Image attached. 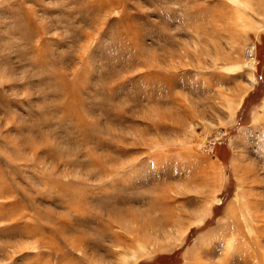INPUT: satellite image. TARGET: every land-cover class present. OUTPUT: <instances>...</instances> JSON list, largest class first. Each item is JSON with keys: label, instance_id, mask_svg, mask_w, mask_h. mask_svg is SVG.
Masks as SVG:
<instances>
[{"label": "rangeland", "instance_id": "obj_1", "mask_svg": "<svg viewBox=\"0 0 264 264\" xmlns=\"http://www.w3.org/2000/svg\"><path fill=\"white\" fill-rule=\"evenodd\" d=\"M0 264H264V0H0Z\"/></svg>", "mask_w": 264, "mask_h": 264}, {"label": "bare ground", "instance_id": "obj_2", "mask_svg": "<svg viewBox=\"0 0 264 264\" xmlns=\"http://www.w3.org/2000/svg\"><path fill=\"white\" fill-rule=\"evenodd\" d=\"M223 18V17H222ZM127 187V186H126ZM169 214V213H168ZM175 223V222H174Z\"/></svg>", "mask_w": 264, "mask_h": 264}]
</instances>
